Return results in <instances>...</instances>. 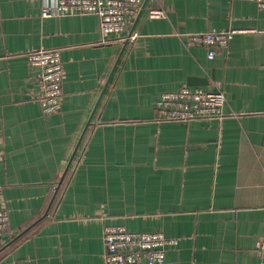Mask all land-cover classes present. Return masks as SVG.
<instances>
[{
  "label": "crops",
  "instance_id": "0c3cea01",
  "mask_svg": "<svg viewBox=\"0 0 264 264\" xmlns=\"http://www.w3.org/2000/svg\"><path fill=\"white\" fill-rule=\"evenodd\" d=\"M44 2L0 0V264H103L106 226L176 239L170 264H260L264 11L148 0L121 43L95 15L43 18ZM229 30L240 32L213 58L185 45V34ZM38 49L60 51L51 115L25 56ZM182 86L223 92L225 116L157 122L158 97Z\"/></svg>",
  "mask_w": 264,
  "mask_h": 264
},
{
  "label": "built area",
  "instance_id": "2783aa9c",
  "mask_svg": "<svg viewBox=\"0 0 264 264\" xmlns=\"http://www.w3.org/2000/svg\"><path fill=\"white\" fill-rule=\"evenodd\" d=\"M237 1V0H235ZM250 1L264 11V0ZM144 0H45L41 7L43 18L70 15H95L99 19L103 36H114L124 43L128 27L143 5ZM151 19L164 18L162 10L150 9ZM240 31L188 33L186 47H203L213 58L216 49L226 48L233 36ZM130 39L135 36L130 35ZM30 67L38 71L39 102L43 115L60 109L62 95V63L58 49H38L26 53ZM226 99L221 91L209 92L201 87L182 86L162 93L156 103L157 122L189 123L201 120H218L225 116ZM8 227V215L0 210V236ZM103 264H170L165 259L168 248L177 240L161 232H129L123 226H106L103 229ZM260 264H264V241L256 244ZM13 264V263H9Z\"/></svg>",
  "mask_w": 264,
  "mask_h": 264
},
{
  "label": "water",
  "instance_id": "95a60500",
  "mask_svg": "<svg viewBox=\"0 0 264 264\" xmlns=\"http://www.w3.org/2000/svg\"><path fill=\"white\" fill-rule=\"evenodd\" d=\"M147 1H148V0H144L142 7H144V6L146 5V2H147ZM199 84H201V82H200V81H197V80H194V79H192V80L188 83V85H190V86H197V85H199Z\"/></svg>",
  "mask_w": 264,
  "mask_h": 264
}]
</instances>
